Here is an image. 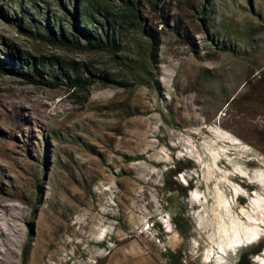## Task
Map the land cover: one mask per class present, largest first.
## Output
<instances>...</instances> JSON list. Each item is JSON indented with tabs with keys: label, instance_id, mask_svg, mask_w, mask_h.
I'll return each instance as SVG.
<instances>
[{
	"label": "rangeland",
	"instance_id": "1",
	"mask_svg": "<svg viewBox=\"0 0 264 264\" xmlns=\"http://www.w3.org/2000/svg\"><path fill=\"white\" fill-rule=\"evenodd\" d=\"M159 4L142 7L158 59L133 29L125 65L35 42L0 0V61L57 55L116 81L51 89L0 70V264H23L28 243L27 264H101L132 242L157 264H264V0Z\"/></svg>",
	"mask_w": 264,
	"mask_h": 264
},
{
	"label": "trees",
	"instance_id": "2",
	"mask_svg": "<svg viewBox=\"0 0 264 264\" xmlns=\"http://www.w3.org/2000/svg\"><path fill=\"white\" fill-rule=\"evenodd\" d=\"M148 1L153 10L163 11L159 0ZM143 2L144 0H17L21 17H17L14 23L21 32L39 44L69 51L105 52L125 65L128 56L123 52L127 49V33L139 29L149 42L150 61L155 63L160 51L161 35L143 16ZM53 4H57L60 11H55ZM208 11L206 9L202 14L205 15L202 18L205 28L211 26V14ZM216 35L223 50H230L231 39L236 42L235 34L227 28H221ZM22 57L23 61L19 64L10 59L0 61V70L9 72L15 69L29 83L51 89L66 87L76 91L87 90L97 79L105 84L116 83L111 74L98 72L89 63L83 64L57 55H39L32 60L29 52H22ZM120 84L128 86L126 83ZM36 186L40 190L43 188L39 184ZM189 187H185L186 194ZM29 254L28 243L23 264H27ZM105 263L106 260L101 264ZM235 264H252L251 256L245 252Z\"/></svg>",
	"mask_w": 264,
	"mask_h": 264
},
{
	"label": "crops",
	"instance_id": "3",
	"mask_svg": "<svg viewBox=\"0 0 264 264\" xmlns=\"http://www.w3.org/2000/svg\"><path fill=\"white\" fill-rule=\"evenodd\" d=\"M122 248H128L129 253L134 255L136 258L130 257L128 261H133V264H157V262L154 261L153 257L148 255L144 251V248L140 247V245L137 242L132 243H125L124 245H120L115 251H113L107 258L106 263L109 264L111 258L118 253L119 249Z\"/></svg>",
	"mask_w": 264,
	"mask_h": 264
}]
</instances>
